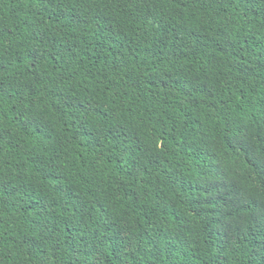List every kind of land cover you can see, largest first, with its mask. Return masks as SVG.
<instances>
[{
	"label": "trees",
	"instance_id": "16d2710c",
	"mask_svg": "<svg viewBox=\"0 0 264 264\" xmlns=\"http://www.w3.org/2000/svg\"><path fill=\"white\" fill-rule=\"evenodd\" d=\"M0 264H264V0H0Z\"/></svg>",
	"mask_w": 264,
	"mask_h": 264
}]
</instances>
